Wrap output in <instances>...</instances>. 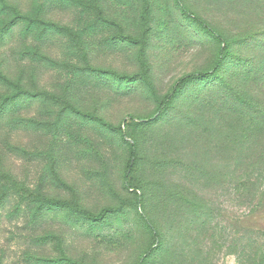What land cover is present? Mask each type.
I'll return each mask as SVG.
<instances>
[{"label":"rangeland","instance_id":"374dc122","mask_svg":"<svg viewBox=\"0 0 264 264\" xmlns=\"http://www.w3.org/2000/svg\"><path fill=\"white\" fill-rule=\"evenodd\" d=\"M220 55L225 81L264 69V0H0V264H138L143 211L168 241L154 264H264V168L255 188L233 174L235 124L196 111L213 82L130 118Z\"/></svg>","mask_w":264,"mask_h":264},{"label":"trees","instance_id":"16d2710c","mask_svg":"<svg viewBox=\"0 0 264 264\" xmlns=\"http://www.w3.org/2000/svg\"><path fill=\"white\" fill-rule=\"evenodd\" d=\"M17 16L20 17V20H26L31 25L34 23V20L30 18H21L20 15ZM195 20L201 22L200 18L195 17ZM215 34L221 39V36L218 33ZM224 43L226 45L225 41ZM229 48V45L225 47L227 50H229ZM223 66L224 60L222 55H220L211 70L189 74L181 78L175 84L171 94L168 95L166 100L160 103L158 110L154 115L141 119L136 117L130 118L134 123V126H148L155 124L161 119L162 113L171 102L170 99L172 97H178L185 85L195 81H212L211 91L209 90L207 93L203 94V98L199 104L203 105V109L200 106H197L196 111L198 110L199 112H202L203 110L214 109L216 110V117L219 120L224 122L226 118L227 121L235 124L233 134L241 139L239 142L244 143L246 151L237 158L239 166L234 169L233 174L235 173L236 175H239V173L242 172L241 176L244 180L249 182L247 187L255 188L256 184L260 181L261 173L264 168V69L259 71V73H255L254 71L249 70V66H247L245 62H242L237 66V70L234 73L235 77L228 78V80L225 81L222 75ZM231 80H236V87H234V90L233 81L231 82ZM227 85L230 87L228 88ZM224 91L227 93H224ZM195 98L199 99L200 97L197 95ZM192 113L194 114L196 112ZM198 118H200V116ZM136 119L140 121L137 122L135 121ZM99 121L110 131L118 133L124 132L123 128L120 126L107 123L103 120ZM221 130L220 127H217V131ZM239 134H241V136ZM131 140L132 143H129L131 155L125 173V181L127 183L130 182L131 174L137 172L142 166L143 161L145 162L139 141L136 138H131ZM143 167H146V164H144ZM242 169L244 170L241 171ZM222 173L221 170L220 175ZM117 211L116 208H105L98 214L86 211L84 217L90 221L97 222L104 220L109 214ZM140 216L144 225L150 230V233L154 235L153 246L156 245V247H151V253L149 252V254L138 264H154L156 255L158 256L160 251H164L168 241L164 238L159 229L160 227L158 223L150 217V214L148 215L146 211H143Z\"/></svg>","mask_w":264,"mask_h":264}]
</instances>
